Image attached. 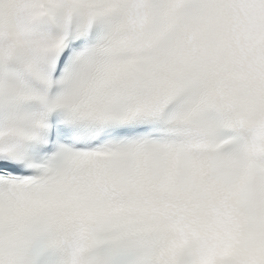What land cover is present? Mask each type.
<instances>
[{"label":"snow or ice","instance_id":"6c2138e0","mask_svg":"<svg viewBox=\"0 0 264 264\" xmlns=\"http://www.w3.org/2000/svg\"><path fill=\"white\" fill-rule=\"evenodd\" d=\"M0 264H264V0H0Z\"/></svg>","mask_w":264,"mask_h":264}]
</instances>
